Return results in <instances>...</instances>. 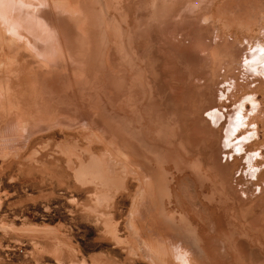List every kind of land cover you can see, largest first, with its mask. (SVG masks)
<instances>
[{
  "label": "bare ground",
  "instance_id": "1",
  "mask_svg": "<svg viewBox=\"0 0 264 264\" xmlns=\"http://www.w3.org/2000/svg\"><path fill=\"white\" fill-rule=\"evenodd\" d=\"M211 6L209 0H0V152L27 151L45 133L62 155L73 157L80 184L122 188L132 184V177L138 197L131 217L143 228L147 222L152 225V233L146 234L153 251L174 248L175 228L189 239L192 228L184 224L194 221L203 232V252L210 251L204 254L208 262L214 261L213 241L219 239L207 236V244V230L201 226L222 231L229 261L252 264L255 252L264 258V218L252 213L240 230L243 242L235 243L227 239L231 229L223 225L228 222L224 216L229 195L246 203L264 192L257 186L254 195H243L244 178L237 167L242 154L225 147L230 133L243 152L247 137L256 142L257 119L264 109L254 94L237 96L245 81L237 73L240 49L222 43L213 47L210 24L198 23L201 10ZM215 22L228 27L224 19H213L211 26ZM252 85L257 89L261 84L256 80ZM173 110V116L167 112ZM214 139L222 159L209 151ZM204 149L218 176L203 170L201 159L191 155L199 157ZM184 170L208 193H199L196 210L180 195V181L173 186L176 198L170 194L172 180ZM189 183L182 181L186 187ZM211 191L221 198L217 210L205 209V203L213 206ZM158 236L166 241L164 249Z\"/></svg>",
  "mask_w": 264,
  "mask_h": 264
},
{
  "label": "rangeland",
  "instance_id": "2",
  "mask_svg": "<svg viewBox=\"0 0 264 264\" xmlns=\"http://www.w3.org/2000/svg\"><path fill=\"white\" fill-rule=\"evenodd\" d=\"M209 1L212 2V6L201 10V13L198 14V23L204 26L205 23L210 24L207 27L212 36L211 43L213 47H218L222 43L229 44L231 49L235 51L240 49L242 53L238 54L239 68L237 73L238 77H242L245 81L243 82L244 89L237 96L254 94L256 101L264 109V60L262 61L264 51H261V47H259L262 45L264 48V0ZM222 3L223 6L220 7V10L217 9L218 5ZM217 11L221 13L217 14ZM218 18L226 20L228 27L221 28V25L217 22L211 26L213 19ZM240 23L242 24L239 26ZM256 49H259L258 54L255 52ZM243 55H246V57L252 56L245 59ZM223 58V55H219V59ZM251 66L252 68H250ZM256 80L261 85L259 88L254 89L252 84L256 85ZM249 87L252 89H249ZM245 105V109L249 110L250 106L246 103ZM167 112L171 113L172 116L175 113L177 114L174 110ZM237 114L238 112L235 116ZM176 120L179 119L176 118ZM257 130L256 142L247 137L248 142L246 141L245 152L242 151V148H239L237 140H232L233 135L231 133L226 138V150H233L236 156L242 154L238 155L240 156V162L237 167L241 166L238 171H241L244 181H241L243 186L240 187L245 196L257 192V190L254 191L257 186L263 189L264 192V110L260 119H257ZM68 132L73 131L68 128ZM170 132L171 127H168V137ZM41 134L43 136L35 138L34 147H30L31 149L29 148L27 151L17 153V150L9 148L0 152V264H184V261L185 264H195L196 260L194 261V259L199 261L196 262L197 264H234L229 261L227 251H225L226 243L224 244L221 240L222 231L216 234L214 231L209 232L206 226H201V229L205 228L208 231H206V235L204 234L206 236L204 240L208 242L207 244H210L209 241L212 237L219 239L217 243L213 241V246L216 249V251H211L215 253L214 261L208 262L205 259L204 254L209 255L208 252L210 251L203 252L205 249L202 248L200 243V236L202 237L203 232L198 231L200 229L199 223L194 221L180 224L182 227L185 225L186 229L191 230L192 228L189 237L191 243L183 235L182 230L177 232L175 227L179 224H172L171 226L175 228V235L171 239L174 248H171L170 251L169 249L166 251H153L150 248L152 239L147 236L148 233H152L150 231L152 225L148 222L147 225L143 223L147 231L141 223L137 222L135 224L134 219L131 217L134 200L138 197V190L135 187L134 180L131 179L132 177H128V180L132 183L131 185L122 186V188L116 186L117 189L112 186L104 188L93 187L90 184L82 185L74 175L77 163L73 157L70 159L62 155V152L56 149L54 142L48 140L45 133ZM72 135L74 134L70 133V136ZM56 136L57 139H61L60 134L57 133ZM180 138L181 136L176 133L174 141L178 144ZM230 140H232L233 145H230ZM216 141L214 139L211 149H209L210 147L208 149L215 153V158L218 160L219 156L222 159L223 152L221 149L220 152L215 149V147L217 148ZM242 143L245 142L242 141ZM198 146L196 145L195 148L197 154L200 150ZM200 152L202 153L199 154V157L193 153L191 155L194 156V159H201L203 170H209L211 174L218 176L216 167L207 159L209 153L205 149ZM252 152L253 154H251ZM230 163L232 167L235 166L234 161ZM167 171H171L169 167H166ZM248 172H250V175ZM191 173L189 170H184L183 173H180L181 176L183 174L182 178L180 174L174 173L176 175L171 182L170 194L173 198H176L174 190L176 187L173 186L180 181L177 189L182 194H179L185 196L184 199L187 203L191 204L192 209L196 210L199 207L197 204L200 200L199 193L202 195L208 193L205 185L201 188L203 191H200ZM180 178L185 180V183L190 181L189 185H191L187 184L186 187L182 184L183 180L181 181ZM186 178H188L187 181ZM244 192H249V194L246 193V195ZM210 193V201H213V206L205 203V209L213 210L214 208V210H217L221 198L215 191ZM263 194L260 198L253 197V200L246 203L235 202V199L229 195L230 202L226 207L228 215L224 216L225 219L222 217L224 220L228 219V222L223 225H226V227L228 224L230 225L228 230H231L226 232L229 233V235L227 234L229 241L233 239L235 243L243 242V235L240 233L241 227H244V224L247 223L251 214H254L255 211V215L261 214V219L264 218ZM214 201L218 205L214 204ZM252 203L254 207L251 210L249 207ZM178 209L180 208L178 207ZM154 226L158 232V224ZM140 229L141 231H139ZM186 232L189 231L186 230ZM176 235L180 238H175ZM181 236L184 238H181ZM224 236L226 235L224 234ZM158 239V244L161 249H164L165 239L159 236ZM251 252L252 255L254 252ZM165 255H167L166 262L163 258ZM262 255L260 251L259 253L258 251L255 252L252 255L253 259L250 257L252 264H264ZM181 256L184 257L181 258ZM175 257L180 259L177 258L178 260H176Z\"/></svg>",
  "mask_w": 264,
  "mask_h": 264
}]
</instances>
